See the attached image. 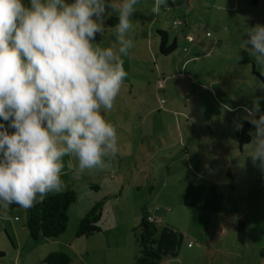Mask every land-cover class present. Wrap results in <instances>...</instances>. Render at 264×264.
<instances>
[{"label":"rangeland","instance_id":"obj_1","mask_svg":"<svg viewBox=\"0 0 264 264\" xmlns=\"http://www.w3.org/2000/svg\"><path fill=\"white\" fill-rule=\"evenodd\" d=\"M166 2L167 7H162L158 14L151 12L155 0H138L134 6L136 14L130 18L133 28L128 33L133 47L129 55L122 57L127 75L112 109H101V114L116 128L121 154L106 156L103 167L82 172L75 155L62 157L61 191L72 189L78 199L69 211L67 231L58 238H31L26 227V209L14 205L6 215L0 213V253L4 254L0 255V264H47L46 258L54 252L67 254L70 264H92L95 260L104 264L97 258L104 255L101 254L104 251L103 234L78 237L81 222L78 209L95 204L107 194L105 177L110 176L107 172L115 175L119 171L121 175L126 171L132 175L126 160H130L129 165L133 164L139 153L136 148L139 143L145 144L144 153L150 155V145L156 151L160 147L155 136L169 146L173 143L171 139H178L179 131L184 142L190 138V159L194 164L198 158L209 161L224 158L233 165V173L231 181L210 182L208 199H203L209 209L204 208L202 213L182 201L179 190L183 187L178 188L176 199L165 195L174 189V185H186L185 179L183 183H169L167 192L160 199H152L155 208H160L156 213L169 217L167 224L172 226L178 238L175 249L173 243L169 245L164 239L163 249L159 251L162 264H264V172L253 166L248 155L252 146L241 149L235 133L240 119L249 122L248 110L253 108L254 101L259 100L261 112H264V83L253 73L256 69L264 77V70L242 49V38H246L245 34L251 30L245 27L246 20L253 14L249 12L251 0ZM262 13V10L257 12ZM113 18L118 19V14L112 13L106 19L110 27L106 28L103 37L96 36L94 46L98 42L101 48L114 46L118 49L109 24ZM160 30L168 34L169 45L177 41V49L170 56L160 54L161 38L157 34ZM207 32H210L209 36ZM159 82L164 85L159 87ZM251 134L253 137L254 132ZM178 150L162 149L157 161L163 164L162 159L171 160ZM139 158H143L142 154ZM121 159L123 165L119 167ZM213 164L222 169L215 162ZM192 168L197 174L198 168L195 165ZM161 176L164 184L165 175L162 173ZM168 176L180 174L171 171ZM214 184L224 185L218 191ZM101 185L105 192L95 189ZM193 188L198 189L196 185ZM141 199L136 197V203H142ZM112 200L109 198L108 203ZM130 200L134 203L133 198ZM241 219L247 223L246 242H241L238 236ZM163 224L157 225L158 233ZM129 234L131 243H137L139 248L138 226ZM158 238H162L160 234H157ZM117 257L111 259L112 264H127Z\"/></svg>","mask_w":264,"mask_h":264},{"label":"clouds","instance_id":"obj_2","mask_svg":"<svg viewBox=\"0 0 264 264\" xmlns=\"http://www.w3.org/2000/svg\"><path fill=\"white\" fill-rule=\"evenodd\" d=\"M138 0H0V213L29 209L62 190V157L75 155L79 170L104 166L118 152L116 128L101 114L111 110L127 73ZM166 0H155L158 14ZM114 46L101 48L106 19ZM242 38V49L264 70V24ZM259 116L257 118V114ZM255 126L254 167L264 172V112L248 110ZM71 168L72 164L69 163Z\"/></svg>","mask_w":264,"mask_h":264},{"label":"crops","instance_id":"obj_3","mask_svg":"<svg viewBox=\"0 0 264 264\" xmlns=\"http://www.w3.org/2000/svg\"><path fill=\"white\" fill-rule=\"evenodd\" d=\"M184 1L186 2V0ZM258 10H262L263 13L260 15L257 14ZM249 12L253 14H251L252 17L249 18L248 21L246 20L245 23L246 28H250L257 23L264 24V0H251ZM209 34L210 32H207L208 36ZM254 71H256V69ZM233 113H237V111H234ZM233 129H235V127ZM252 132L255 133L254 125ZM235 133H236V129H235ZM173 135L176 136L177 134L174 133ZM178 136H179L178 139H180L179 142L178 139L177 140L171 139L173 143L169 144V146L164 145L161 138L155 136V139L158 140L160 143V147L157 148L156 151V148L150 145L149 152L152 153L150 155L144 153V151L146 150L145 144L139 143L138 146H136V148L140 154L139 153L136 154V157H134L135 160H133L132 162L133 164L129 165L128 163L130 160L128 161L126 160V165H128L127 168L132 171L131 176L126 171L122 172L121 175L119 174V171H117L115 175H113V172H107L110 174L109 177L108 176L105 177L106 184H108L106 185L107 194H103L104 196L102 195L100 200H102L103 198H108V199L112 198L113 200L106 205L103 216L104 221H102L103 223H102L101 233L103 235H101V240L103 243L102 245H104L103 248L104 251L101 254L104 255L97 257L100 258V261L102 260L104 264L105 263L112 264L114 261H112L111 259L116 258L117 256H118L117 258L124 260L127 264H133L135 262L136 258L140 254V250L138 248L137 243H133V244L131 243L129 233L132 229H135L137 226H139L140 220L142 218L141 211L142 214L147 213L148 215L152 216L156 220L158 225L166 223L165 226L163 224L164 227L162 229L160 228V232L158 233V235L160 234V236L162 237V238H158L159 251L161 252L162 251L161 249H163L162 243L164 239L168 241L169 245L173 243L174 245L173 249L176 248V242L178 239L177 233L172 228V226H169L167 224L168 223L167 219L169 217L161 216L160 214L158 215V213L156 212L159 211L160 208L158 207L155 208V206L152 204L153 201L152 199L158 200L163 194L167 192L168 190L167 185L169 183L172 184H175L176 182L183 183V180L185 179L186 185L184 184H182L181 186L174 185V189L172 191L170 189V191H168V195L167 194L165 195L170 198L172 197L176 199L177 198L176 194L180 191L181 193L179 194V196L183 198L182 201H184V203L187 205L193 206L194 209H197L200 211V213H202L204 211L203 210L204 208L209 209L208 205L203 199H208V196L210 194V185H211L210 182L219 181V183H224V181L226 180L228 181L232 180L231 176L233 173V165H230L231 162L226 161L224 158L222 160L220 158H217L211 161H209L208 158L207 159L204 158L203 160L198 158L195 161L196 164H194L193 160L190 159V156L192 155L191 152L192 150L189 142L190 138H188V140L184 142L180 131L178 133ZM129 137L131 138V136ZM165 138L168 139L167 136H165ZM127 147L130 149V144H127ZM162 149H164L165 151L167 150L175 151L177 149L179 150L176 155L171 157V160L165 158L162 159L164 162L162 164L161 162L157 161V157L162 155L161 153ZM118 154L121 153L118 151ZM141 154L143 157L142 159L139 158ZM233 157L235 158V156ZM213 162L221 166L222 169L216 168L214 164L212 165ZM122 165H123V160L121 159L119 167H122ZM194 165L198 168L197 174L194 173V170H192L193 169L192 166ZM165 167L166 168L170 167V168L168 170L167 169L164 170ZM235 168H236V164H235ZM171 171L179 173L180 176L177 177L170 176L171 178L170 180L168 174ZM202 172L205 174L203 175ZM162 173L163 175H165L164 181L166 182L164 184L161 183ZM222 175L224 176V178L222 177ZM234 181L235 180L233 179V182ZM195 185L196 187H198V189L193 188V186ZM214 185L219 191L220 189H222L224 184H214ZM97 187H98L97 191H99L100 193H102V191L105 192L104 187L102 185ZM179 187H183L184 189L182 188V190L178 191ZM218 191L216 192L217 196L219 195ZM54 194L57 193L56 192L50 193L46 197ZM136 197L142 198L141 199L143 200L142 203L140 202L139 204H137ZM131 198H133L134 203H132V201L130 200ZM191 199H193L194 204L191 202ZM113 201L115 202L114 204L112 203ZM93 205L94 204L78 209L77 214L79 216V220H82L84 215L93 207ZM171 219L172 218H170V221ZM104 224H106V228H103ZM95 261L92 262V264L95 263L100 264L98 263L97 260ZM250 264H252V262Z\"/></svg>","mask_w":264,"mask_h":264},{"label":"trees","instance_id":"obj_4","mask_svg":"<svg viewBox=\"0 0 264 264\" xmlns=\"http://www.w3.org/2000/svg\"><path fill=\"white\" fill-rule=\"evenodd\" d=\"M118 19L113 18L109 22L114 26ZM157 34L161 38L160 54L162 56H170L177 49V41L169 45L168 34L165 31H158ZM264 83V78L257 73L253 72ZM252 129L253 125L246 121H239L237 126L236 136L239 142V147L249 145L252 142ZM98 190V187H95ZM78 195L76 191L68 189L60 193L50 195L44 198L34 207L26 211V227L29 231L31 238L34 240L40 237L44 238H58L63 235L69 226L70 216L69 211L71 206L77 202ZM108 203V198L96 202L93 207L82 218L78 236L89 238L102 231V221L105 212V207ZM157 222L148 220V214L143 213L138 228L140 235L138 244L140 254L136 258L134 264H162L163 257L158 249V227ZM247 223L244 220L238 222V236L241 242L246 241ZM0 255H4L0 253ZM47 264H70L71 259L69 256L62 252L51 253L45 261Z\"/></svg>","mask_w":264,"mask_h":264},{"label":"built area","instance_id":"obj_5","mask_svg":"<svg viewBox=\"0 0 264 264\" xmlns=\"http://www.w3.org/2000/svg\"><path fill=\"white\" fill-rule=\"evenodd\" d=\"M163 85H164L163 82H159V87H162ZM148 220L151 221V222H156V220L152 216H150V215H148Z\"/></svg>","mask_w":264,"mask_h":264}]
</instances>
